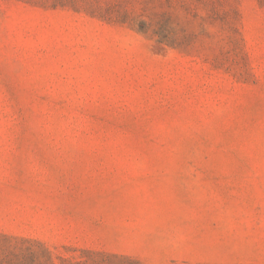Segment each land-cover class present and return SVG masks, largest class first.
<instances>
[{"label":"rangeland","instance_id":"1","mask_svg":"<svg viewBox=\"0 0 264 264\" xmlns=\"http://www.w3.org/2000/svg\"><path fill=\"white\" fill-rule=\"evenodd\" d=\"M0 264H264V0H0Z\"/></svg>","mask_w":264,"mask_h":264}]
</instances>
